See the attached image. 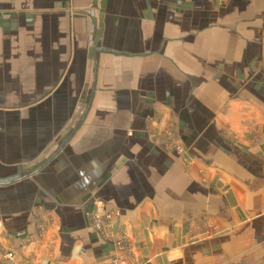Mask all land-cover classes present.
<instances>
[{
    "label": "crops",
    "instance_id": "1",
    "mask_svg": "<svg viewBox=\"0 0 264 264\" xmlns=\"http://www.w3.org/2000/svg\"><path fill=\"white\" fill-rule=\"evenodd\" d=\"M82 1L91 0H68L71 7ZM112 1L107 0L108 13ZM19 2L27 5L14 9ZM27 2L0 0V28L9 33L13 18H31ZM170 4L175 8L160 14L179 19L171 31L187 35L188 43L191 34L225 31L252 35L248 49L258 46L264 51V0H170ZM39 9L34 14L40 19L54 14L66 18L68 26L58 22L54 42L48 45L54 55L39 58V77L31 79L28 69L17 80L28 91L24 97L38 98L23 108L60 97L64 82L77 83L76 88L71 86V97L89 98V105L40 106L46 117L39 122L37 137L22 138V149H17L15 138H0V262L12 254L14 264H115L119 256L115 241L96 232L90 219L103 210L118 214L113 232L132 234V264H264V79L257 86L261 101L255 103L254 87L248 86L244 97L252 102L236 106V113L243 115L231 122L238 139L235 145L224 141L226 151H221H230V163L223 165L220 155L214 162L205 161L216 169L217 189L209 193L213 196L208 198L204 189L192 198L191 175L176 174L173 157L159 154L147 138L131 136L136 129L143 130L147 107L138 106V89L133 86L139 77H147L136 59L138 49L146 47L138 44L142 29L112 27L109 22L93 26L67 11ZM26 26L29 30L31 25L23 20L22 27ZM64 29L66 52L60 55ZM94 34L99 42L91 45ZM166 55L160 51V57L149 63L163 65L170 59ZM246 60L252 65L261 60L264 66V53ZM32 82L41 87L36 94L30 92ZM233 95L241 93L234 90ZM4 130L0 125V132ZM252 131L260 137L254 145L244 140ZM176 177L182 195L176 193ZM227 177L231 180L223 184L221 179ZM208 217L220 231L191 245L189 227Z\"/></svg>",
    "mask_w": 264,
    "mask_h": 264
},
{
    "label": "rangeland",
    "instance_id": "2",
    "mask_svg": "<svg viewBox=\"0 0 264 264\" xmlns=\"http://www.w3.org/2000/svg\"><path fill=\"white\" fill-rule=\"evenodd\" d=\"M105 1L72 2L71 7L68 0L45 2L28 0L31 18H13L9 33L4 30L5 28H0V95H3L0 97V125L5 127V130L0 132V138H15L16 143L20 144L17 149H22V138L37 137L39 122L41 118L46 117L44 111L39 109L40 106L59 104L71 109V107L89 105V98L71 97V86L76 88L77 83L64 82L65 87L60 97H53L35 106L23 108L38 98L24 97L22 94L28 91L19 86L20 81L17 80H21L24 77L23 73L28 69L32 70L31 79L39 77L40 68L37 64L39 58L46 59L47 56L49 58L54 55V49H48V45L54 42L53 34L58 31V22L61 21L64 28L68 26L66 18L57 19L52 14V17L44 18L47 20L44 28V19L37 17L35 11L40 10V7L43 9V6L50 11H67L66 14L71 13L75 18L79 17L80 20L88 21L93 26L104 27L105 23L109 22L112 27L125 24L132 29L138 25V29H142V39L138 44L143 43L146 47L142 50L138 49L136 59L143 63L142 71L147 77L145 80H140L139 77L137 84L134 83L133 86L138 89V106L142 107L143 103L147 107L143 109L144 118L141 116L143 130L136 129L131 136L145 137L159 154L173 157L176 174L187 172L191 175L192 198L193 193L197 196L199 191L204 189L208 190V198L212 197L213 194L209 195V193H214L217 189L214 174L216 169L206 166L205 161L214 162L220 155L223 156L221 159L223 165L225 162L230 163L228 154L230 151L227 150L226 154L221 151L223 149L226 151L224 141L233 142L234 145L237 142L238 137L231 129V122L235 116L243 115L236 113L238 111L236 106H242L247 101L252 102L244 97L246 95L244 89L248 86L251 89L254 87L252 91L256 96L253 97L255 103L261 101L258 100V96H262L257 93L260 91L257 86L262 85L264 66L260 65L261 60H256L254 65L251 63L250 65L246 59L251 56L255 59L260 58L264 51L257 48V42L255 49H248L250 42L247 39L253 38L252 35L232 34L225 31L222 34L208 32L204 34L205 36L191 34L188 43L187 35L171 31L173 26L179 24V19L169 18L166 13L160 14L161 11L166 12L175 8L171 7L170 0H138V3L133 0H127L125 3L115 0L111 2L109 13L107 0ZM26 5V2L24 5L22 2L15 3L14 9L21 10ZM156 10L159 13L154 17ZM121 13L124 15L122 16ZM23 20L29 21L31 25L29 30L27 26L22 27ZM63 31V34L60 33L58 44L60 55L66 52L64 45L68 37L65 29ZM96 36L92 35L91 45L95 41L99 42L95 39ZM160 51L167 54L169 61H164L163 65L152 66L150 60L160 57ZM132 54H135V51ZM142 71L140 70V75ZM30 84L34 89L30 91L32 94L40 91L38 82ZM234 90H238L241 95L239 97L233 95ZM257 134L256 131H252L244 140L247 139L251 145H254L260 140ZM221 180L225 184L231 178ZM176 183V193L182 195L180 180L177 177ZM117 215L112 212L113 217L110 222L101 220L99 225L93 224V227L107 239L114 240L116 245L118 238L127 243L126 246L133 255L129 262L132 264L135 259L132 234L128 231L121 233L112 231ZM219 231L215 220L208 217L200 225L189 227V242L191 245H198L200 242L212 239ZM6 255L0 264L4 263Z\"/></svg>",
    "mask_w": 264,
    "mask_h": 264
},
{
    "label": "built area",
    "instance_id": "3",
    "mask_svg": "<svg viewBox=\"0 0 264 264\" xmlns=\"http://www.w3.org/2000/svg\"><path fill=\"white\" fill-rule=\"evenodd\" d=\"M106 212L103 210H99L97 213L93 214L91 216L92 219V224L96 225V224H100L101 220H105L107 223L110 222V220L112 219V213L110 214V212H108L107 214H105ZM118 250H119V256L117 258V262L115 264H129L131 258H132V253L131 251H129V249L127 248V243H125L122 239L118 238ZM6 259L4 261V263L2 264H14L13 262V258H12V254H7Z\"/></svg>",
    "mask_w": 264,
    "mask_h": 264
}]
</instances>
